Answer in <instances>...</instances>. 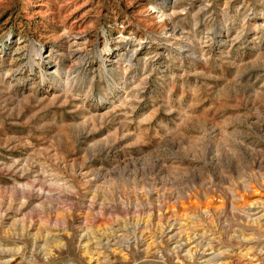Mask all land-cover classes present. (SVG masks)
<instances>
[{
    "label": "rangeland",
    "instance_id": "1",
    "mask_svg": "<svg viewBox=\"0 0 264 264\" xmlns=\"http://www.w3.org/2000/svg\"><path fill=\"white\" fill-rule=\"evenodd\" d=\"M0 264H264V0H0Z\"/></svg>",
    "mask_w": 264,
    "mask_h": 264
},
{
    "label": "bare ground",
    "instance_id": "2",
    "mask_svg": "<svg viewBox=\"0 0 264 264\" xmlns=\"http://www.w3.org/2000/svg\"><path fill=\"white\" fill-rule=\"evenodd\" d=\"M38 52H39V51H38ZM38 52H37V54H39Z\"/></svg>",
    "mask_w": 264,
    "mask_h": 264
}]
</instances>
